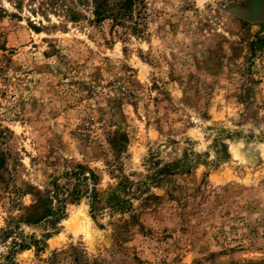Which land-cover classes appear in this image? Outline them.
Wrapping results in <instances>:
<instances>
[{"label": "rangeland", "instance_id": "rangeland-1", "mask_svg": "<svg viewBox=\"0 0 264 264\" xmlns=\"http://www.w3.org/2000/svg\"><path fill=\"white\" fill-rule=\"evenodd\" d=\"M261 1L0 0V264H264Z\"/></svg>", "mask_w": 264, "mask_h": 264}, {"label": "trees", "instance_id": "trees-1", "mask_svg": "<svg viewBox=\"0 0 264 264\" xmlns=\"http://www.w3.org/2000/svg\"><path fill=\"white\" fill-rule=\"evenodd\" d=\"M18 3V2H17ZM51 5L55 7H60L61 9L65 7L64 11L67 17L74 21L80 15L75 9L77 5H86L89 3L91 6V12L93 15V20L95 22H100L103 20H110L113 25L123 26L125 23H129L132 20V12L135 0H69L70 5L64 6V0H50ZM1 163V158H0ZM87 173V176L84 175ZM68 178L81 176L82 181L89 180L91 184L95 185L98 182V176L89 168L83 167L77 164L73 167L69 173H66ZM51 191H45L44 194L36 192V201L30 207V211L24 220L26 222H41L49 219L50 222H55L59 214L65 209L64 201L69 199L74 201L78 199L82 194L75 185L71 188L60 189L56 186L55 180L51 182ZM87 188V186H85ZM65 194L64 198L59 199V194ZM95 196V192H93ZM57 202L58 205L54 208L51 206V202ZM23 247V245H22Z\"/></svg>", "mask_w": 264, "mask_h": 264}, {"label": "water", "instance_id": "water-1", "mask_svg": "<svg viewBox=\"0 0 264 264\" xmlns=\"http://www.w3.org/2000/svg\"><path fill=\"white\" fill-rule=\"evenodd\" d=\"M261 7L264 8V1L259 2V4L257 5L256 8H257V10H260ZM260 18H264V12L260 13V11H259V14L253 12L251 19H260Z\"/></svg>", "mask_w": 264, "mask_h": 264}]
</instances>
